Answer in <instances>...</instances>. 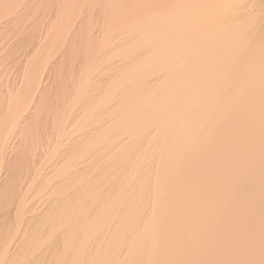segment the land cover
I'll return each mask as SVG.
<instances>
[{
    "label": "bare ground",
    "instance_id": "obj_1",
    "mask_svg": "<svg viewBox=\"0 0 264 264\" xmlns=\"http://www.w3.org/2000/svg\"><path fill=\"white\" fill-rule=\"evenodd\" d=\"M0 264H264V0H0Z\"/></svg>",
    "mask_w": 264,
    "mask_h": 264
}]
</instances>
